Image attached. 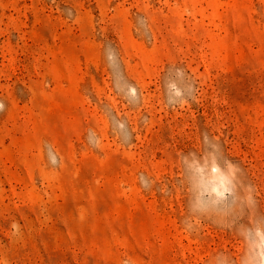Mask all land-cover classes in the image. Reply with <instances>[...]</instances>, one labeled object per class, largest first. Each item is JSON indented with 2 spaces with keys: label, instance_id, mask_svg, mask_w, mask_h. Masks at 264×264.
<instances>
[{
  "label": "rangeland",
  "instance_id": "1",
  "mask_svg": "<svg viewBox=\"0 0 264 264\" xmlns=\"http://www.w3.org/2000/svg\"><path fill=\"white\" fill-rule=\"evenodd\" d=\"M0 264H264V0H0Z\"/></svg>",
  "mask_w": 264,
  "mask_h": 264
}]
</instances>
